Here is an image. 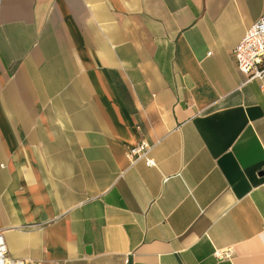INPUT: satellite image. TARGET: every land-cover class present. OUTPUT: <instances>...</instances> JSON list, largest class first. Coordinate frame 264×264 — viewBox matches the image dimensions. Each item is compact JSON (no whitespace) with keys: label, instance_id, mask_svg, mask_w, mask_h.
<instances>
[{"label":"crops","instance_id":"1","mask_svg":"<svg viewBox=\"0 0 264 264\" xmlns=\"http://www.w3.org/2000/svg\"><path fill=\"white\" fill-rule=\"evenodd\" d=\"M263 11L264 0H0L8 254L264 264V77L246 80L232 52ZM140 138L152 164L126 155Z\"/></svg>","mask_w":264,"mask_h":264},{"label":"built area","instance_id":"2","mask_svg":"<svg viewBox=\"0 0 264 264\" xmlns=\"http://www.w3.org/2000/svg\"><path fill=\"white\" fill-rule=\"evenodd\" d=\"M232 52L237 67L247 75L246 80L252 78L262 79L264 77V11L246 28ZM150 147V142L145 138H140L129 146L126 155L130 163L144 159L148 164H152L153 159L148 155ZM215 254L217 256L228 255V251L216 249ZM124 261H129L127 254L124 257ZM0 264L40 263L27 258L10 256L3 230H0ZM53 264L62 263L55 261Z\"/></svg>","mask_w":264,"mask_h":264}]
</instances>
